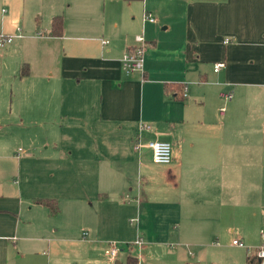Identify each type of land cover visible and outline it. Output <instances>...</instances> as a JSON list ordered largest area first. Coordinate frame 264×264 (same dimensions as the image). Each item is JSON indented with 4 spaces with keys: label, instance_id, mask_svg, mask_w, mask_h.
<instances>
[{
    "label": "crops",
    "instance_id": "crops-1",
    "mask_svg": "<svg viewBox=\"0 0 264 264\" xmlns=\"http://www.w3.org/2000/svg\"><path fill=\"white\" fill-rule=\"evenodd\" d=\"M0 34L12 37L0 76L16 71V126L38 130L17 148L18 180L0 179V264H97L98 244L139 239L152 264L162 246L181 264L228 231L260 243L264 0H0ZM138 35L143 69L126 74ZM149 141L171 145L169 164Z\"/></svg>",
    "mask_w": 264,
    "mask_h": 264
},
{
    "label": "rangeland",
    "instance_id": "rangeland-1",
    "mask_svg": "<svg viewBox=\"0 0 264 264\" xmlns=\"http://www.w3.org/2000/svg\"><path fill=\"white\" fill-rule=\"evenodd\" d=\"M15 73L16 71H12V77L10 76L8 82L5 80V77H3V75L0 76V179L2 183L8 180L10 183H13L18 180L17 168L21 167L19 161L21 158H23V154L21 153L19 157H17V148L21 147L24 151V143L37 140H35L36 137L33 135L38 130H21V128L16 126V122L20 120V118H16V110L18 108L15 104L14 97L15 88L17 87L18 83L17 79L15 78ZM2 155H7L11 158L14 157L15 160L9 161ZM131 225L132 227H135V221ZM263 228L264 223H261L258 224L255 229H250L249 232L255 234ZM236 233L237 231H235V234L232 235L228 231L227 236L218 238V245H215V240H213L214 242H206L204 245L198 248L191 247L190 250L194 252V255L184 254L183 252H181V254L177 256L176 260H179V258H181V264H252L251 259L248 257L246 248L237 247L231 244L233 239L238 238ZM241 241L245 245V247L249 246L246 241ZM110 242L121 245L120 252L116 256V259L118 261L123 262L126 256L128 254H131L139 259L140 264H152L151 259L148 260V257H150V254H152V251L141 250L139 245L136 244V241H134L133 243L105 241L101 244H98V252L94 255V257L97 259V264H114V259H112L109 255L104 254L103 252L106 244ZM172 251L173 248L171 247H160L159 250L154 254V256H156L158 260H160L157 264H167L166 260L172 258L170 256V254L173 253ZM141 256L143 258L142 260ZM255 264L258 263L255 262Z\"/></svg>",
    "mask_w": 264,
    "mask_h": 264
},
{
    "label": "built area",
    "instance_id": "built-area-1",
    "mask_svg": "<svg viewBox=\"0 0 264 264\" xmlns=\"http://www.w3.org/2000/svg\"><path fill=\"white\" fill-rule=\"evenodd\" d=\"M146 20L149 22H154L153 17H146ZM12 40L11 36H6L0 34V47L5 46L6 44L10 43ZM105 44L106 41H103ZM147 47L146 40L141 36L138 35L135 37V44L130 49H127L123 52L121 56V65L122 69L126 74H130L135 71H142L143 69V60H144V52ZM224 64L222 62L216 63L213 66V70L215 72L219 71ZM186 88L183 94L184 98L186 97ZM227 100L231 98V94H223ZM224 107L220 109L223 111ZM149 126L146 124L141 125V129H148ZM146 146L151 151V158L152 161L156 164H164L167 165L171 161V145L168 142L164 141H149L147 142ZM134 148L139 149L140 144L139 140L137 139L134 143ZM86 235V234H85ZM260 236V243L255 247H249L242 243L240 239H233L231 244L237 247H242L247 249L248 256L251 258L252 262H257L258 264H264V228L259 231ZM137 245L141 244V240L136 241ZM121 245L110 242L107 243L104 248V253L109 255L112 259L115 258L118 253L120 252Z\"/></svg>",
    "mask_w": 264,
    "mask_h": 264
},
{
    "label": "trees",
    "instance_id": "trees-1",
    "mask_svg": "<svg viewBox=\"0 0 264 264\" xmlns=\"http://www.w3.org/2000/svg\"><path fill=\"white\" fill-rule=\"evenodd\" d=\"M62 18L61 16H55L52 18L51 29L49 35L60 36L61 35ZM26 70L21 71V75H26ZM185 86H165V92L174 94L173 98L176 100L184 99ZM33 203L48 207L52 216H56L59 212L58 203L54 199H33ZM249 257V256H248ZM250 258V257H249ZM251 259V258H250ZM252 263V260H251ZM122 264H139V259L136 256L128 254Z\"/></svg>",
    "mask_w": 264,
    "mask_h": 264
},
{
    "label": "water",
    "instance_id": "water-1",
    "mask_svg": "<svg viewBox=\"0 0 264 264\" xmlns=\"http://www.w3.org/2000/svg\"><path fill=\"white\" fill-rule=\"evenodd\" d=\"M115 264H118L117 262Z\"/></svg>",
    "mask_w": 264,
    "mask_h": 264
}]
</instances>
